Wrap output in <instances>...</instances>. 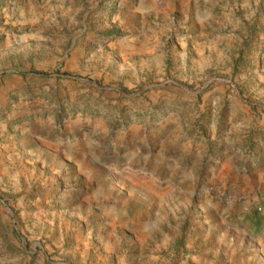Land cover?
Listing matches in <instances>:
<instances>
[{"label": "rangeland", "instance_id": "1", "mask_svg": "<svg viewBox=\"0 0 264 264\" xmlns=\"http://www.w3.org/2000/svg\"><path fill=\"white\" fill-rule=\"evenodd\" d=\"M0 264H264V0H0Z\"/></svg>", "mask_w": 264, "mask_h": 264}, {"label": "built area", "instance_id": "2", "mask_svg": "<svg viewBox=\"0 0 264 264\" xmlns=\"http://www.w3.org/2000/svg\"><path fill=\"white\" fill-rule=\"evenodd\" d=\"M258 211H260L261 209L260 208H257Z\"/></svg>", "mask_w": 264, "mask_h": 264}]
</instances>
